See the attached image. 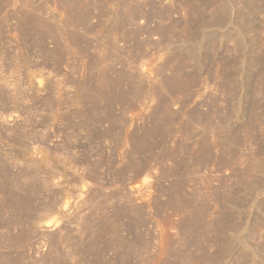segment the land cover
Here are the masks:
<instances>
[{"label": "rangeland", "instance_id": "1", "mask_svg": "<svg viewBox=\"0 0 264 264\" xmlns=\"http://www.w3.org/2000/svg\"><path fill=\"white\" fill-rule=\"evenodd\" d=\"M0 264H264V0H0Z\"/></svg>", "mask_w": 264, "mask_h": 264}, {"label": "built area", "instance_id": "2", "mask_svg": "<svg viewBox=\"0 0 264 264\" xmlns=\"http://www.w3.org/2000/svg\"><path fill=\"white\" fill-rule=\"evenodd\" d=\"M61 67L66 68V67H68V65H67V63H65V64L61 65ZM172 219L174 220V226L172 228H170L169 231L174 233L178 227L179 217L174 215V216H172ZM145 220L147 222L146 223V229H149V230L152 229V231L155 235L154 239H152V242H153L152 245H154L155 247H160V249H161V246L164 243L162 232L164 230H167L166 227L159 224L160 223L159 218L156 215H154L153 212L150 210L146 211ZM160 253H161V251L155 252L154 250H152L150 254L145 255L144 257H142L140 259H158V260L159 259H168L167 257L162 256Z\"/></svg>", "mask_w": 264, "mask_h": 264}, {"label": "bare ground", "instance_id": "3", "mask_svg": "<svg viewBox=\"0 0 264 264\" xmlns=\"http://www.w3.org/2000/svg\"><path fill=\"white\" fill-rule=\"evenodd\" d=\"M47 225H49V224L47 223Z\"/></svg>", "mask_w": 264, "mask_h": 264}]
</instances>
